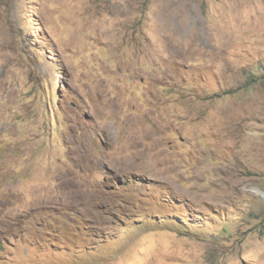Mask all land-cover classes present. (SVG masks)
Listing matches in <instances>:
<instances>
[{"label": "rangeland", "instance_id": "obj_1", "mask_svg": "<svg viewBox=\"0 0 264 264\" xmlns=\"http://www.w3.org/2000/svg\"><path fill=\"white\" fill-rule=\"evenodd\" d=\"M264 0H0V264H264Z\"/></svg>", "mask_w": 264, "mask_h": 264}, {"label": "trees", "instance_id": "obj_2", "mask_svg": "<svg viewBox=\"0 0 264 264\" xmlns=\"http://www.w3.org/2000/svg\"><path fill=\"white\" fill-rule=\"evenodd\" d=\"M253 77L248 80V83H255L258 79L263 78L264 75L261 72H253Z\"/></svg>", "mask_w": 264, "mask_h": 264}]
</instances>
